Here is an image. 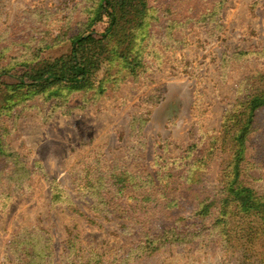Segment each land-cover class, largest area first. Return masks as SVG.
<instances>
[{
    "label": "rangeland",
    "instance_id": "obj_1",
    "mask_svg": "<svg viewBox=\"0 0 264 264\" xmlns=\"http://www.w3.org/2000/svg\"><path fill=\"white\" fill-rule=\"evenodd\" d=\"M146 2L130 13L129 43L141 56L134 73L119 52L104 53L90 89L0 91V264H257L260 242L248 252L218 235L219 204L175 224L162 206L183 195L200 210L222 188L225 117L264 75V0ZM99 3L0 0V70L54 63L74 37L103 34L109 18ZM116 177L157 199L161 247L152 254L138 224L99 203ZM241 180L264 195V107ZM173 227L179 238L160 236Z\"/></svg>",
    "mask_w": 264,
    "mask_h": 264
},
{
    "label": "trees",
    "instance_id": "obj_2",
    "mask_svg": "<svg viewBox=\"0 0 264 264\" xmlns=\"http://www.w3.org/2000/svg\"><path fill=\"white\" fill-rule=\"evenodd\" d=\"M133 1H139V6H134ZM130 8V9H129ZM99 9L103 10L109 18L107 30L98 35L92 33L86 36H77L71 40L72 49L67 58H62L54 63L39 61L27 65L19 73L12 75L8 70H0V91L27 93H45L51 88L56 91L62 89L81 91L90 89L97 80L99 66L102 63L104 53H118L124 67L134 73L141 66L139 48L129 43L130 33L134 29L133 10L142 13L147 11L146 0H100ZM100 18L95 16L91 26ZM132 31V32H131ZM6 77L15 82L4 85L2 79ZM99 92L104 91V82L98 87ZM53 91L55 96L58 92ZM264 107V75L258 78L248 97L237 102L236 106L227 113L224 121L222 136L223 145L230 146L231 159L224 170L222 188L211 201L210 197L202 203L199 210L195 205L185 204V196L180 199L168 201L162 206V216L176 222L185 223L193 221L196 217L207 218L212 214V208L219 204V218L216 226L218 235L233 244L237 238L244 241L243 250L254 251L253 247L260 242L257 252V264H264V195L258 194L254 188L246 185L242 180V165L245 161L247 138L252 131L254 119L258 110ZM118 180L99 193V203L113 209L123 219H132L138 224L148 244L144 251L148 254L159 250L161 245H156V226L163 217L156 211L157 199L152 196L151 190H144L136 180L127 183ZM138 189H142L138 193ZM59 193L54 194L58 199ZM129 201H131L129 203ZM211 201V202H210ZM166 229L160 235L166 240L178 238L181 233ZM86 264H92L87 261ZM96 264H103L102 261Z\"/></svg>",
    "mask_w": 264,
    "mask_h": 264
}]
</instances>
